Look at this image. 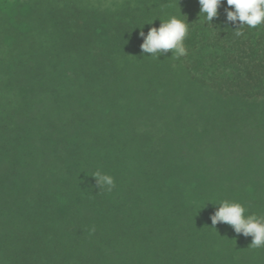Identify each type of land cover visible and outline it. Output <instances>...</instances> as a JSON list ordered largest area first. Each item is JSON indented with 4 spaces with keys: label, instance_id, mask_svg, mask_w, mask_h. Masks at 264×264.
I'll return each mask as SVG.
<instances>
[{
    "label": "trees",
    "instance_id": "16d2710c",
    "mask_svg": "<svg viewBox=\"0 0 264 264\" xmlns=\"http://www.w3.org/2000/svg\"><path fill=\"white\" fill-rule=\"evenodd\" d=\"M227 7L0 0V264H264L211 221L264 215V25ZM172 16L187 55L142 53Z\"/></svg>",
    "mask_w": 264,
    "mask_h": 264
},
{
    "label": "clouds",
    "instance_id": "9594fccd",
    "mask_svg": "<svg viewBox=\"0 0 264 264\" xmlns=\"http://www.w3.org/2000/svg\"><path fill=\"white\" fill-rule=\"evenodd\" d=\"M225 0H198L200 13L204 19L211 22L218 18V9ZM226 23L237 24V36L242 35V29L247 26L255 29L264 25V0H226ZM153 22L148 23L151 25ZM188 23L176 16L161 21L159 27H151L147 35L139 33L143 39L141 51L159 59L161 55L171 51L172 56L180 58L187 55L184 40L188 34ZM98 186H107L108 190L115 186L114 179L99 172L95 173ZM245 207L237 202L222 201L211 217L213 225L225 223L232 227L237 235L252 237L251 247H264V215H246Z\"/></svg>",
    "mask_w": 264,
    "mask_h": 264
}]
</instances>
